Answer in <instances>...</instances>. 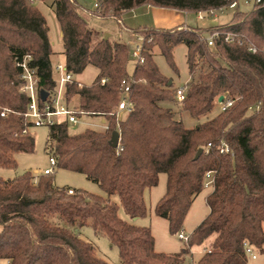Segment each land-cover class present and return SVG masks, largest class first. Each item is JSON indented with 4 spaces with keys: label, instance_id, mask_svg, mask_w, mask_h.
<instances>
[{
    "label": "trees",
    "instance_id": "16d2710c",
    "mask_svg": "<svg viewBox=\"0 0 264 264\" xmlns=\"http://www.w3.org/2000/svg\"><path fill=\"white\" fill-rule=\"evenodd\" d=\"M37 1L44 0H0V166L5 168L16 167L15 153L35 147L31 129L23 133L29 98L21 91L16 60L31 55L40 89L53 91L58 81L50 60L53 44ZM94 1L95 15L114 18L122 28L121 15L145 3L195 13L227 7L233 0ZM50 7L61 32L65 70L76 75L87 65L97 69L91 84L74 78L66 82L65 100L77 98L81 111L103 118L109 128L87 127L70 134L66 121L56 123L48 128L45 149L55 157V168L83 174L104 195L79 188L69 194L70 187L53 183V174L34 180L31 170L11 179L0 177V259L8 264H110L80 236L79 228L90 226L117 247L120 264H184L189 248L208 238L196 264H247L244 242L254 249L264 245V1L250 10L239 9L238 3L223 24L132 29L142 37L143 62L131 74L128 43L105 39L91 28L77 0H52ZM214 31L220 36L209 45L206 36ZM225 32L252 43L255 52L246 44L223 40ZM180 43L186 44L190 79L179 112L205 116L195 127H186L175 118L177 112L159 104L176 102V88L160 72L152 51L157 47L177 72L173 50ZM123 80L133 107L116 118L110 112L124 90ZM221 95L232 105L208 116ZM114 130L120 135L117 147L111 145ZM223 144L233 153H221ZM198 148L203 151L195 159ZM208 171L214 180L205 197L209 212L191 231L183 251H156L150 227L119 216L121 206L130 218L145 217L144 191L164 173L165 192L153 211L177 234L194 197L204 189Z\"/></svg>",
    "mask_w": 264,
    "mask_h": 264
},
{
    "label": "rangeland",
    "instance_id": "374dc122",
    "mask_svg": "<svg viewBox=\"0 0 264 264\" xmlns=\"http://www.w3.org/2000/svg\"><path fill=\"white\" fill-rule=\"evenodd\" d=\"M81 6L80 13L83 18L86 19L88 25L98 31L103 36L108 34L110 41L120 40L127 42L130 47L133 46L132 39L134 35L130 32L121 30L120 24L114 18L97 16L92 12L94 10L93 0H77ZM51 0L37 1L36 7L39 8L42 14H44L49 29V39L53 44V54L50 57L52 66L57 64L64 65L65 59L62 54L63 44L61 42L60 29L58 22L56 20L55 13H53L50 7ZM250 5H245L243 0H239V9L250 10ZM235 9L226 7L223 12L218 14L217 20L214 21L212 17H208L204 20H195L194 12L189 13V24L195 25L197 22L199 25L208 26L212 24H220L228 21L231 18L233 11ZM197 27V26H195ZM199 27V26H198ZM135 34V33H134ZM153 57L158 65L161 73L171 78L174 88L184 85L190 79L188 66L186 61V44L180 43L173 50V57L177 72H174L171 67L166 62L165 58L161 56L159 49L155 47L152 51ZM135 65L134 58H130L127 66L128 73H132ZM97 76V69L92 65H87L85 69L80 73L73 76L82 85L91 84L95 77ZM77 98L71 99V106L76 107ZM215 109L208 116H210L215 110L219 109L218 102L215 101ZM162 106L171 107L176 113L175 118H181L186 127H195L199 122L205 120V116L191 117L186 111H180L181 103L163 101L160 102ZM179 112V113H178ZM81 121L77 125L69 126V133H78L83 131L85 128L90 127L96 130H101V120L94 116H82ZM31 133L35 138V147L32 152L25 153H15L16 167L5 168L0 166V177L3 179H11L18 176L27 170H31L33 175H41V172L49 166V156L50 153L45 149L46 135L48 133V127L40 126L37 128H32ZM53 183L57 186L70 187L72 189H83L92 193L99 195H104L100 190L99 186L85 178V176L78 172H70L60 168H54V173L52 175ZM166 174L160 173L158 176V183L150 188L145 189L144 198L147 207V215L145 217L130 218L122 207L118 209L119 216L128 222L134 224H139L143 226H148L152 229V234L154 237L155 250L164 253H177L183 251L187 248V244L184 239H179L177 234H172L167 227V219L158 216L154 211V205L159 198L162 197L165 192L166 187ZM210 191V188H204L201 192L194 197L188 213L186 214L182 229L188 237L191 231L198 225V223L208 214V207L205 202L206 194ZM112 200L119 203L118 197L115 195L111 196ZM80 236L87 242L91 243L95 247V253L100 258L107 260L110 264H120V259L118 257L117 247L110 244L107 237L96 233L90 226H82L79 228ZM211 238L204 241L203 244L195 245L191 247L192 261L196 264L199 258V254L203 252L204 248H208ZM256 259L248 257L247 264H264V245L260 249H255ZM190 254L187 252L185 254V261L190 260ZM0 264H8L5 259H0Z\"/></svg>",
    "mask_w": 264,
    "mask_h": 264
},
{
    "label": "built area",
    "instance_id": "2783aa9c",
    "mask_svg": "<svg viewBox=\"0 0 264 264\" xmlns=\"http://www.w3.org/2000/svg\"><path fill=\"white\" fill-rule=\"evenodd\" d=\"M264 0H243V3L245 5H253L254 3L262 2ZM30 2H34V0H30ZM239 3V0H233L230 2V4L227 6L228 8L235 9ZM96 6V4H94ZM226 7H220V8H207V10H198L196 11L195 17L198 20H204L208 17H212L215 20L218 18V14L220 12H223V10ZM220 36V33L218 31H214L211 34H208L206 36V40L208 41L209 45H212L215 38H218ZM135 40H132L133 46L131 47L129 58H134L135 64L136 63H142L143 58L141 57V51H142V37L139 35H135ZM223 40L233 43L236 42L238 45L246 44L247 50L254 53L256 50V46H254L252 43L246 42L245 39H242L238 34L232 33V32H225L223 35ZM264 51V49H263ZM31 61V55L26 54L23 56L21 60H16V65L20 69L19 76L21 78L22 84H21V91L25 92L29 98V102L27 104V109L23 114L25 122L28 123L26 128L23 130V133L29 131L32 128H37L40 126L44 127H52L56 125V123H60L63 121H66L69 126L71 125H77L81 121L82 116L88 115L87 112L81 111L79 107L76 105V107H73L70 105V103H67L64 96V85L66 82H70V80L73 79V76L71 73L67 72L65 70L64 65L57 64L54 68L58 75V81L57 85L55 86V89L53 91H48L47 97L42 100L40 95V88L38 87V80L39 77L36 74V68L32 67L29 62ZM102 82H104V79H102ZM124 84L123 92L120 96V99L117 103L116 108L110 112L111 115H114L116 118H122L125 114H128L132 111L133 104L130 101V89L127 84H125V80L122 81ZM185 91L186 87L184 85L178 86L175 91V101L177 103H181L185 98ZM218 102V101H217ZM232 100L225 99L224 97L222 101L218 102L219 109L221 111H225L227 107L232 105ZM251 109V108H250ZM1 115H5V112H2ZM102 116V114H100ZM101 127L102 130H108L109 125L106 120L102 118L101 121ZM119 133V131H117ZM211 144L208 143L206 147H210ZM221 153H227L231 152L230 148H228L227 145L223 144L220 147ZM49 166L45 168L41 174H53L54 168H55V157L50 155L49 159ZM37 176V175H36ZM36 176L34 175V180H36ZM204 188H211L213 183V173L211 171H208L204 175ZM69 194L73 193V189L69 188L67 190ZM179 239H184L186 243L188 240V236L182 232H178L177 234ZM206 248H204V251ZM244 250L245 254L248 257H251L252 259H256L257 256L255 254V249L252 245H250L248 242H244ZM189 254H190V260L185 261L184 264H195L192 261V252L191 248H189Z\"/></svg>",
    "mask_w": 264,
    "mask_h": 264
},
{
    "label": "crops",
    "instance_id": "0c3cea01",
    "mask_svg": "<svg viewBox=\"0 0 264 264\" xmlns=\"http://www.w3.org/2000/svg\"><path fill=\"white\" fill-rule=\"evenodd\" d=\"M93 2L95 4L94 0ZM195 20H198V19H196L195 17ZM189 21H190L189 12L179 10V9L167 8V7L160 8V7L152 6L147 3L134 7L127 12H124L120 18V23L122 25L121 30L132 33L134 35V38H135V34L132 31V29L137 28V27L148 26V27L162 29V28H173L177 26L208 27L211 25L210 24L208 26H203V25H199L197 22L195 23V25H190ZM220 24H223V23H220ZM212 25H217V24H212ZM60 35H61V32H60ZM76 105H77V102H76ZM203 252H204V249H203ZM202 253H200L198 256H200Z\"/></svg>",
    "mask_w": 264,
    "mask_h": 264
},
{
    "label": "water",
    "instance_id": "95a60500",
    "mask_svg": "<svg viewBox=\"0 0 264 264\" xmlns=\"http://www.w3.org/2000/svg\"><path fill=\"white\" fill-rule=\"evenodd\" d=\"M104 38L105 39L108 38V34H105ZM39 91H40L41 99L44 100L47 97V95H48V91H46V90H44L42 88ZM222 99H223V96L221 95V96L218 97L217 101L220 102V101H222ZM110 136H111V145L113 147H117L118 146V142H119V136H120L119 133L116 130H114V131L111 132ZM202 151L203 150L201 148H198V151L196 152V155H195L194 158L196 159L202 153Z\"/></svg>",
    "mask_w": 264,
    "mask_h": 264
}]
</instances>
